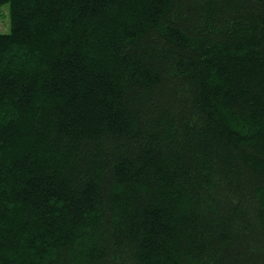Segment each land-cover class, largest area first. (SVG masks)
<instances>
[{"label":"trees","instance_id":"16d2710c","mask_svg":"<svg viewBox=\"0 0 264 264\" xmlns=\"http://www.w3.org/2000/svg\"><path fill=\"white\" fill-rule=\"evenodd\" d=\"M0 264H264V0H0Z\"/></svg>","mask_w":264,"mask_h":264},{"label":"rangeland","instance_id":"374dc122","mask_svg":"<svg viewBox=\"0 0 264 264\" xmlns=\"http://www.w3.org/2000/svg\"><path fill=\"white\" fill-rule=\"evenodd\" d=\"M10 10L9 4L0 5V33H9L12 30Z\"/></svg>","mask_w":264,"mask_h":264}]
</instances>
